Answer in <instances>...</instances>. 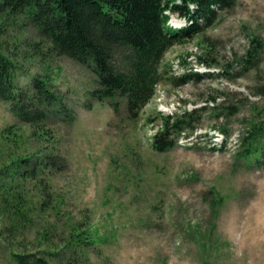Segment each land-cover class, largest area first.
<instances>
[{"label":"rangeland","instance_id":"obj_1","mask_svg":"<svg viewBox=\"0 0 264 264\" xmlns=\"http://www.w3.org/2000/svg\"><path fill=\"white\" fill-rule=\"evenodd\" d=\"M169 23L189 22L172 13ZM255 38L264 44V0H236L203 32L166 52L168 78L131 118L125 98L115 111L94 96L98 76L86 64L60 55L44 60L29 47L37 30L17 32L25 41L14 57L17 84L46 80L76 118L69 124L52 117L54 136L38 138L0 100V264H16L15 253L38 248L37 229L49 227L60 243L74 224L97 241L85 255L61 242L51 249L52 264H264V167L235 155L249 120L256 111L264 116V94H256L264 83V54L253 68L239 63ZM7 41L14 43L11 36ZM188 73L187 83L174 82ZM184 110L198 111L195 131L155 150L161 116ZM19 135L16 142L6 138ZM50 151L69 164L38 173L50 186L40 212L38 180L16 172L25 169L23 158L27 169L43 165L40 155ZM8 187L23 193L32 222L17 223V205H5Z\"/></svg>","mask_w":264,"mask_h":264},{"label":"trees","instance_id":"obj_2","mask_svg":"<svg viewBox=\"0 0 264 264\" xmlns=\"http://www.w3.org/2000/svg\"><path fill=\"white\" fill-rule=\"evenodd\" d=\"M235 3L236 0H0V100L20 121L34 129L38 138L54 136L50 128L52 117L61 115L69 124L76 118L73 108L46 80L34 77L30 87L21 86L15 80L20 66L14 57L20 54L18 45L25 42L16 39L17 32L32 26L38 35V39L29 44L34 54L44 60L51 55L68 56L86 64L98 76L99 85L92 91L94 96L108 102L115 111L120 110L118 98H125L129 117L136 118L154 96L157 85L168 78L163 67L166 52L174 44L184 43L203 32L221 10ZM172 13L189 23L173 27L169 23ZM8 36L14 39L16 46L10 45ZM253 42L239 61L242 68H253L264 54L263 42L256 38ZM191 79L190 73L173 78L177 84ZM259 88L256 94H264V83ZM256 112L239 136L235 155L250 166L264 167V116ZM161 120L152 145L163 152L175 146L182 135L195 131L199 114L197 110H184L163 115ZM15 124L4 129L5 135H11ZM222 131L227 137L226 130ZM20 137L6 138L16 142ZM40 157L43 165L29 169L28 159L23 158L25 169L19 166L16 173L38 180L43 198L38 210L42 212L48 206L44 195L50 193V186L38 173L43 167H46L43 170L65 169L69 162L66 156L53 151ZM6 189L9 194L4 198L5 205H17L13 211L17 223L18 220L32 222L29 211L33 209L28 208L23 193ZM71 227L67 228L70 229L68 237L60 243L51 236L49 227L37 229L41 245L28 252L15 253L16 264H52L51 249H57L61 242L70 246L75 254L85 255L87 246L94 244L97 236L86 231L79 233L77 224Z\"/></svg>","mask_w":264,"mask_h":264}]
</instances>
